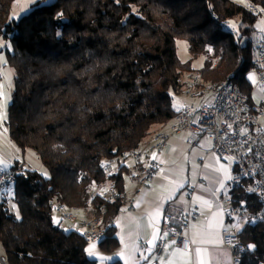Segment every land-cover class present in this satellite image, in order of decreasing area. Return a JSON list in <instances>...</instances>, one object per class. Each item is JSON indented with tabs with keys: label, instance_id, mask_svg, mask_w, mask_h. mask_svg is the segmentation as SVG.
<instances>
[{
	"label": "trees",
	"instance_id": "16d2710c",
	"mask_svg": "<svg viewBox=\"0 0 264 264\" xmlns=\"http://www.w3.org/2000/svg\"><path fill=\"white\" fill-rule=\"evenodd\" d=\"M250 1L264 9V0ZM13 2L0 0V38L11 39L14 48L8 51L15 69L9 137L22 151L35 150L49 175L18 161L10 167L17 182L0 195L6 264H97L87 257L81 232L56 224L50 201L92 213L105 203L92 196L95 188L126 191L124 162L108 181L104 160L141 149L153 125L176 117L174 99L187 73L205 83L231 77L255 105V84L245 74L261 16L237 0H54L38 1L10 20ZM178 39L188 42L187 61L179 56ZM201 56L204 63L196 68L193 61ZM250 184L245 180L231 194L248 211L239 236L256 245L242 264H259L264 213L248 221L262 209ZM124 205L125 199L108 203L107 219ZM119 246L113 226L99 247L112 252Z\"/></svg>",
	"mask_w": 264,
	"mask_h": 264
},
{
	"label": "built area",
	"instance_id": "2783aa9c",
	"mask_svg": "<svg viewBox=\"0 0 264 264\" xmlns=\"http://www.w3.org/2000/svg\"><path fill=\"white\" fill-rule=\"evenodd\" d=\"M243 3L264 20V9L250 0H243ZM228 25L229 22L225 21L224 26ZM245 76L249 79L254 76L256 86L264 91V34L256 45L253 65ZM184 93L189 97L212 93V100L198 108L183 104L171 129L158 131L152 136L150 152L160 154L173 134L186 133L190 146L198 145L203 137H210L213 141L210 152L221 158L230 159L234 164L230 186L235 188L245 180H250V194L258 198L262 209L248 221L257 222L264 213V137L261 133L264 108L253 105L248 93L231 77L216 83H205L201 75H196L186 86ZM127 160L142 164L141 177L131 190L133 198L130 202L134 207L136 198L154 181L160 163L155 156L150 155L148 149L125 151L117 157L104 160L103 170L106 179L109 181L121 162ZM12 165L10 164V167ZM10 167L0 168V195L17 182V175L10 170ZM128 193L113 187L101 192L96 188L92 196H101L105 203L96 207L92 213L70 208L57 199H52L50 206L53 213H57L63 221L78 225V231L88 244H99L107 238L109 230L115 226V218L110 221L107 219L109 212L107 204L125 199ZM193 194L194 189H189V203L186 207L165 212L160 225L163 235L155 251L157 256L164 252L169 241H173L174 247L183 249L185 244H187L186 249L192 246L189 230L192 222L199 216L192 202ZM226 203L225 219L228 226L224 230L222 247L231 251L232 264H242L244 256L256 249L255 243L245 242L238 233V226L242 219L248 218V211L244 201L239 202L232 196ZM145 247L146 243L142 245V249ZM2 262L6 264V259H2ZM259 264H264V261Z\"/></svg>",
	"mask_w": 264,
	"mask_h": 264
},
{
	"label": "crops",
	"instance_id": "0c3cea01",
	"mask_svg": "<svg viewBox=\"0 0 264 264\" xmlns=\"http://www.w3.org/2000/svg\"><path fill=\"white\" fill-rule=\"evenodd\" d=\"M263 34L264 28L255 37V45ZM0 68L2 69L1 66ZM195 75L185 74L184 90ZM250 80L255 84L254 76H251ZM184 90L178 95V107L174 106L177 112L181 110L183 104L198 108L212 100V93L189 97ZM255 91L258 94L254 92V95L260 94V97L257 96L260 99L257 100L253 95L254 104L264 108V93L259 87L255 88ZM175 120L174 117L167 122L153 125L149 136L142 144V148L148 149L150 155L157 158L160 168L151 185L136 198L134 207L130 202L133 198L131 190L141 177L142 164L132 160L124 161L128 169L125 175L126 190L129 193L125 198L123 209L115 218L120 246L110 252L113 262L119 260L123 264H232V253L222 247V242L224 230L228 226L225 208L227 199L232 196L233 188L229 183L234 164L230 159L221 158L210 152L213 145L210 137H203L198 145L190 146L186 133L173 134L160 154L150 152L152 136L158 131H169ZM8 138H10L9 131L6 134L1 129L0 139L5 147H8L6 146ZM2 147L0 146V161H2L0 167H10V164L19 159L7 156L12 152H3ZM18 162L23 165L21 160ZM191 188L194 189L192 202L199 212V216L192 222L189 230L192 246L183 249L174 247L173 241H169L164 252L157 256L155 251L163 235L160 225L164 214L166 211L186 207L189 203L188 190ZM145 243L146 247L142 249ZM177 249L181 251L178 252ZM197 249H200L199 253Z\"/></svg>",
	"mask_w": 264,
	"mask_h": 264
},
{
	"label": "rangeland",
	"instance_id": "374dc122",
	"mask_svg": "<svg viewBox=\"0 0 264 264\" xmlns=\"http://www.w3.org/2000/svg\"><path fill=\"white\" fill-rule=\"evenodd\" d=\"M38 1H41L44 3H50V2H53L54 0H14L13 7L11 10V15L9 19L18 20L19 18L26 15L31 10L32 4ZM237 1L242 2L243 0H237ZM256 27H257L256 31L251 34V40H254V38L259 33H261L264 28V20L262 17L259 19ZM177 46H178L179 56L183 61H187L192 57L189 51L188 42L186 40L178 39ZM13 49L14 48H13V43L11 39L4 38V37L0 38V50H2L0 54V66L2 67V69L0 68V71H1L0 77H2L0 78V86H2V88H0V91L4 93L3 96H0V130L1 129L4 130L6 134H8V131H9L8 111H9V106L12 102V94H13L14 87H15V69L11 66L9 62V57H8V50L12 52ZM204 59H205L204 56L196 58L193 61V65L196 68L201 67L202 64L204 63ZM255 88H257L256 84H255ZM261 92L264 93V91H261ZM255 93L258 94L256 91ZM254 96L257 100L260 99L258 98L260 97V94L259 96L257 95L258 97L256 95ZM178 103H179V96L175 95L174 106L178 107ZM8 139H7L8 144H6V146L8 147H5V145L3 144V141L0 139V146L2 147L3 145L2 151L8 152V153L9 151L12 152V154H8L7 156H13L12 157L13 159L17 158L21 160V162L23 163V165L22 164L21 165L24 166L25 168H28L31 170H37L46 176L49 175V171L47 167L44 165L41 157L35 150L28 148L27 150L22 151V149L19 148V146L13 140L11 141L10 138ZM106 189H107V184H104L103 186L98 187L99 192L104 191ZM94 190H96V188ZM8 203L11 209L13 210L16 209V206L12 201L9 200ZM247 219L248 218L242 219L243 220L242 223H240V225L238 226L239 229L243 226L245 222H247ZM54 220L56 224H60L67 232H70L72 230L78 231L79 229V226L76 224H72L67 221L62 222L61 217L57 213H54ZM90 245H95V248L93 249L94 255H89L87 251L88 258L95 260L97 264H113L115 262V261L113 262L112 254H110V252H105L101 250V248L97 244H88L87 250ZM5 256H6L5 250L3 248V245L0 242V263L4 264L2 262V259H6L4 258Z\"/></svg>",
	"mask_w": 264,
	"mask_h": 264
},
{
	"label": "snow or ice",
	"instance_id": "6c2138e0",
	"mask_svg": "<svg viewBox=\"0 0 264 264\" xmlns=\"http://www.w3.org/2000/svg\"><path fill=\"white\" fill-rule=\"evenodd\" d=\"M0 88H2V86H0ZM4 93L2 91H0V96H3ZM0 163H2V161H0ZM158 214V213H157ZM155 238V237H154ZM185 249L187 248V244L184 245ZM95 248V245H90L89 248H88V253L89 255H94V252H93V249ZM178 252H180L181 250L180 249H177ZM197 252L199 253L200 252V249H197Z\"/></svg>",
	"mask_w": 264,
	"mask_h": 264
}]
</instances>
